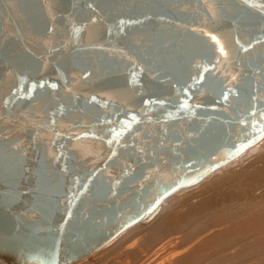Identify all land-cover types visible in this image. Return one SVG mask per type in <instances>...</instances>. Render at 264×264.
Here are the masks:
<instances>
[{
    "label": "water",
    "instance_id": "obj_1",
    "mask_svg": "<svg viewBox=\"0 0 264 264\" xmlns=\"http://www.w3.org/2000/svg\"><path fill=\"white\" fill-rule=\"evenodd\" d=\"M261 129L264 0H0V260L83 259Z\"/></svg>",
    "mask_w": 264,
    "mask_h": 264
},
{
    "label": "rangeland",
    "instance_id": "obj_2",
    "mask_svg": "<svg viewBox=\"0 0 264 264\" xmlns=\"http://www.w3.org/2000/svg\"><path fill=\"white\" fill-rule=\"evenodd\" d=\"M261 147L172 196L147 226L134 227L79 264H264ZM163 248V259L158 258Z\"/></svg>",
    "mask_w": 264,
    "mask_h": 264
},
{
    "label": "bare ground",
    "instance_id": "obj_3",
    "mask_svg": "<svg viewBox=\"0 0 264 264\" xmlns=\"http://www.w3.org/2000/svg\"><path fill=\"white\" fill-rule=\"evenodd\" d=\"M261 145L263 146L264 145V136L261 137L257 142H255L254 144L248 146L244 151H242L240 154H238L237 156L233 157L232 159L226 161L225 163L217 166L216 168H214L212 171H210L209 173H207L205 176H203L198 182L194 183V184H191V185H188V186H182L178 189H176L175 191H173L172 193L168 194L166 197H164L160 204L145 218L143 219L142 221H138L136 223H133L131 224L130 226H128L127 228H125L122 232H120L118 235H116L112 240H110L109 242H107L106 244H104L102 247H100L99 249L93 251L92 253H90L88 256L84 257L83 259L75 262V263H72V264H79L87 259H90L93 255L99 253L100 251H102L104 248L108 247L109 245L111 244H115L119 241V237L121 235H123L124 233L128 232L129 230L133 229L134 227H137V226H147L150 222H152L156 217L157 215L161 212L162 208H163V205L174 195L182 192V191H185L187 189H190L192 187H196L198 186L199 184L203 183L205 180L209 179L211 176H213V174H215L216 171L218 170H221L222 168H225L227 167L229 164H231L232 162H234L235 160H237L238 158H240V156H242L247 150H252V149H262ZM251 153L253 154L254 153V150L251 151ZM128 244V248H132L135 247L133 246V244H130L129 243H126ZM136 244V243H134ZM172 252V251H171ZM164 253H165V249H161V250H158L156 255L158 258H162L164 256ZM168 253V252H167ZM175 253V252H174ZM169 254V253H168ZM171 255V254H170ZM172 256V255H171ZM154 257V256H153ZM169 258V256H168ZM167 258V259H168ZM118 259V258H117ZM163 259V258H162ZM166 259V258H165ZM168 261V260H167ZM166 260L165 261H162V264H171V260L170 262L168 261L167 262ZM1 263H4V264H7L3 261L0 260Z\"/></svg>",
    "mask_w": 264,
    "mask_h": 264
},
{
    "label": "snow or ice",
    "instance_id": "obj_4",
    "mask_svg": "<svg viewBox=\"0 0 264 264\" xmlns=\"http://www.w3.org/2000/svg\"><path fill=\"white\" fill-rule=\"evenodd\" d=\"M213 39H215V38L213 37ZM254 127H255V126H254ZM261 131H264V129H261ZM248 135H249L252 139H255L256 136L258 135V133L250 132V133H248Z\"/></svg>",
    "mask_w": 264,
    "mask_h": 264
}]
</instances>
